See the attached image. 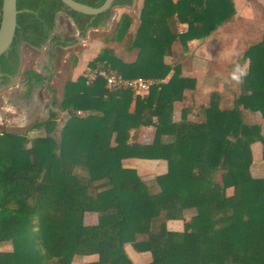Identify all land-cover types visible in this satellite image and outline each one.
Returning <instances> with one entry per match:
<instances>
[{
    "label": "trees",
    "instance_id": "1",
    "mask_svg": "<svg viewBox=\"0 0 264 264\" xmlns=\"http://www.w3.org/2000/svg\"><path fill=\"white\" fill-rule=\"evenodd\" d=\"M75 1L99 7L105 0ZM133 1L115 0L109 10L87 15L62 0H17L10 50L38 51L51 42L54 58V48L78 42L56 33L61 13L85 37L108 23L116 6ZM235 14L233 0H144L126 45L138 49L136 61L104 48L88 67L159 81L146 96L110 90L103 79L88 84L82 74L65 83L59 102L51 89L49 118L35 124L43 136L0 133V246H12L0 251V264H73L90 255L98 260L87 264H135L126 245L149 253L147 264H264V178L251 174L252 145L261 143L264 159V136L245 117L264 118V37L243 56L247 73L227 108L215 102L183 108L175 120V104L196 82L180 64L167 62L174 43L205 39ZM132 22L122 16L119 38ZM23 81L28 98L36 86H49L51 76L27 69ZM57 109L67 115L59 131ZM150 126L151 144L125 142L129 131ZM127 159L165 160L167 172L143 177L124 166ZM87 212L97 215L95 225L85 223ZM186 212L189 228L169 230L167 222L183 220Z\"/></svg>",
    "mask_w": 264,
    "mask_h": 264
},
{
    "label": "rangeland",
    "instance_id": "2",
    "mask_svg": "<svg viewBox=\"0 0 264 264\" xmlns=\"http://www.w3.org/2000/svg\"><path fill=\"white\" fill-rule=\"evenodd\" d=\"M114 12V10H113ZM62 17H65L68 19V17L65 14L61 15ZM121 18H115V12L114 15L110 21V23L107 25L105 29H95L96 32H91L90 29L85 37H80L78 30L70 22L61 19H58L57 25L59 26L60 32L63 37H75L78 39V42L76 44H73L71 46H67L64 48H57V58L55 60L48 57L46 53L45 46L42 47L38 51L30 50L27 47L22 48V67L23 70L27 69H33V70H41L42 66L45 65V67H52V73L51 74V82L49 86L40 85L38 87H35L33 89L32 97L29 101L21 100V94L17 92V89H19V84L16 85L17 87L14 88V90H8L5 93H2L5 89H3L0 92V133L8 132V133H16V134H25L29 137V139H33L37 136H43L44 130L35 128V124L38 122H43L49 118V110L51 108V101L53 99V93L51 92V89H54L56 91V97L57 101L59 102L62 99V92L64 85L67 81L76 79L80 73L81 68H78L79 61H86V59L82 58L83 56V50L87 47V40H100L103 43V48H110L115 51V53L123 59L125 62L127 61V56L132 53L131 59L132 62L136 61L138 57V49H135L133 51H127L126 45L129 43V41L134 37L135 32L130 33L128 32L125 37L119 38V26L121 24ZM72 23V22H71ZM185 26L179 25L180 31L184 30ZM130 31V30H129ZM189 44V43H188ZM202 44L198 43L195 47L193 46H183L181 43L176 42L173 45V52L172 55L167 58V62L170 63V65L174 66L176 64H180L182 67V71L190 76L191 72L194 71L195 68H197V63L199 64V60H196L194 51L199 48ZM101 49V51H102ZM100 51V52H101ZM205 56V55H204ZM240 57V59H238ZM232 55L230 58V69L226 71H221L222 69L219 68L217 65L212 66L211 71H209L208 75L210 78H214V84L216 86V90L219 88V81L216 80V75H226L229 76L230 79V85H229V91L231 92V95L235 94L237 95L240 92V84H238V80L240 79L242 81L244 75L247 73L245 68H243V63L240 56ZM205 59L206 57H203ZM240 63H239V62ZM129 63V62H128ZM205 65V62H202L199 64L200 66ZM239 64V65H238ZM240 67L235 69V67ZM206 67V66H205ZM198 69V68H197ZM201 69V68H200ZM211 69V66H210ZM202 70V69H201ZM48 74L47 72H45ZM220 78V77H219ZM194 79V78H193ZM195 80V79H194ZM213 80V79H212ZM196 82V81H195ZM197 83H195V88L191 90H186V94H184L183 105L185 107L183 108H195L201 105H209L212 102H215L217 104H220L224 108H227L231 105V97L228 95L227 97H224L225 100L218 101L216 98H209L206 95H202V92L200 89L197 92ZM228 100H227V99ZM16 99L17 101H15ZM31 102V103H30ZM181 108V109H183ZM175 111V107H174ZM58 112V127L57 131L60 130L61 126L63 125L64 121L67 118V115L65 113L59 115L60 110L57 109ZM181 114V111L177 109V111L174 112V117H179ZM193 115V114H192ZM194 116V115H193ZM195 118V117H194ZM193 118V119H194ZM253 121L254 118H251ZM14 123V124H13ZM56 137L59 139V134L56 133ZM254 152L257 154V151L260 150V143H254L253 145ZM260 155V154H259ZM261 164V159H257L256 163L253 164L251 168V174L254 177L264 178V164ZM135 166H137L140 169L144 170V175H154L155 173H159L163 171V168L158 169H150V168H142L143 164L140 162H136ZM220 178V176H218ZM227 195L233 194V187H228L226 191ZM191 216V212L185 213V218L183 220H180L181 223L179 226L174 227L172 224H170L171 228H177V229H188L189 228V217ZM85 223L87 225H95L97 223V215L93 212H87L85 214ZM12 246L11 244H3L0 246V251H11ZM130 251V249H128ZM145 260L138 259L137 262H140L138 264H143ZM73 264H86L84 261V258H76Z\"/></svg>",
    "mask_w": 264,
    "mask_h": 264
},
{
    "label": "crops",
    "instance_id": "3",
    "mask_svg": "<svg viewBox=\"0 0 264 264\" xmlns=\"http://www.w3.org/2000/svg\"><path fill=\"white\" fill-rule=\"evenodd\" d=\"M234 7L236 10V14L233 18V20L227 24L222 25L219 27L213 34H211L209 37L202 39V40H194L189 42V46L195 47L198 43L202 44L199 48H197L194 51L196 60H199V64L202 62H205V65L200 66V69L197 63V68L194 69L193 72H191L192 78L195 79L197 83V92L200 89L202 92V95H206L209 98H216L219 102L224 101L225 98L228 95H230L232 101L231 105L233 104V101L236 97L235 94L231 95V92L229 91V85H230V79L229 76L226 75H216V80L219 81V88L216 90V86L214 84V78H210L208 73L209 71L213 70L212 66L217 65L219 68H221L222 72L230 69V58L232 55L240 56L241 60L243 56L245 55L246 51L253 45L261 42L264 37V0H233ZM144 0H134L131 5H125V6H116L114 8L115 12V18H120L123 15H128L132 18V26L130 28V33L136 32L138 25L140 23V14L141 10L143 8ZM63 13H61L58 17V19H63L72 26L75 27L73 21L68 17H62ZM112 19V18H111ZM111 21V20H110ZM110 21L106 24L101 25L97 29H105L107 25L110 23ZM72 22V23H71ZM185 26V25H181ZM76 28V27H75ZM77 30V28H76ZM91 32H96L97 30L91 29ZM56 33H61L59 26H57ZM88 42H85L87 47L83 50V57L86 59V61H79L78 68L81 70V73L79 76L85 73V71L89 68L88 64L91 62L101 51L103 48V43L100 40H87ZM58 48V47H57ZM57 48H54L53 53H55L54 58L51 57L52 54V44L51 42L47 43L45 46L46 53L49 58L55 60L57 58ZM205 55V56H204ZM132 53L128 55L126 62H132L131 59ZM206 57L205 59L202 58ZM240 59V57L238 58ZM239 62V61H238ZM240 63V62H239ZM242 63V62H241ZM239 65V64H238ZM206 66V67H205ZM211 66V69H210ZM243 68L245 70L248 69V63H243ZM240 68L235 67L237 71H239ZM38 73H41L44 76H51L52 73V67H45V65L42 66L41 70H35ZM47 72L48 74H46ZM247 72V71H246ZM78 76V77H79ZM77 77V78H78ZM220 77V78H219ZM76 78V79H77ZM72 79V80H76ZM213 79V80H212ZM238 84L241 86V80H238ZM45 87L47 86L45 83L42 84ZM40 86V85H39ZM38 87V86H37ZM187 91H185L184 94H186ZM227 99V98H226ZM228 100V99H227ZM201 105V104H200ZM205 105V104H204ZM221 108H224L220 104H218ZM230 105V106H231ZM229 106V107H230ZM185 107L183 105V102H178L175 104V111L179 109L181 111V108ZM51 109V108H50ZM50 111V110H49ZM174 111V112H175ZM64 112L60 111L59 115L63 114ZM66 114V113H65ZM181 115V114H180ZM245 117L247 120H249L252 123L259 124L261 127V133L264 136V118L260 115V113H251L246 112ZM175 120H178L179 117H174ZM190 118H194L193 115H190ZM251 118H254L252 121ZM155 135V127H140L138 129L131 130L127 133L125 137V142L130 144L132 142H138L143 144H151L154 140ZM259 143V142H256ZM253 157H254V164L256 163L257 159H261V164H264V159L262 157V145L260 143V150L257 151V154L254 152L253 146ZM260 154V155H259ZM136 162H140L143 164L142 168H150V169H158L163 168L162 172L155 173L154 175H144V170L140 169L137 166H135ZM123 164L125 167L134 168L138 171L139 175L143 177H154L159 176L167 172V162L165 160H158V161H151V160H138V159H127L123 161ZM181 223L180 220H170L167 222V227L169 230L173 231H182V229L177 228H171L170 224L174 227H178ZM130 249V251L128 250ZM126 250L130 258L133 260L135 264H138L140 262H137L138 259L145 260L143 264H147L151 260V256L149 253H138L133 250V248L130 245H126ZM85 263H91L98 260V255H90V256H84Z\"/></svg>",
    "mask_w": 264,
    "mask_h": 264
},
{
    "label": "water",
    "instance_id": "4",
    "mask_svg": "<svg viewBox=\"0 0 264 264\" xmlns=\"http://www.w3.org/2000/svg\"><path fill=\"white\" fill-rule=\"evenodd\" d=\"M70 9L87 14L98 15L109 10L115 0H105L99 7H92L75 0H62ZM17 0H3L0 21V56L12 45L17 26Z\"/></svg>",
    "mask_w": 264,
    "mask_h": 264
},
{
    "label": "built area",
    "instance_id": "5",
    "mask_svg": "<svg viewBox=\"0 0 264 264\" xmlns=\"http://www.w3.org/2000/svg\"><path fill=\"white\" fill-rule=\"evenodd\" d=\"M84 77L86 83H92L95 80H105L106 87L110 90H129L134 96L144 97L148 94L151 86L158 84L159 81L137 77L133 79L124 78L121 74L114 70L98 66L94 69L88 68Z\"/></svg>",
    "mask_w": 264,
    "mask_h": 264
},
{
    "label": "flooded vegetation",
    "instance_id": "6",
    "mask_svg": "<svg viewBox=\"0 0 264 264\" xmlns=\"http://www.w3.org/2000/svg\"><path fill=\"white\" fill-rule=\"evenodd\" d=\"M22 48L23 46H21L20 48L17 47L15 50H10L11 48H9L3 54L4 61L2 64H0V92L3 89L5 90L2 93H5L8 90H14V88L17 87L16 85L19 84L20 86L19 89H17V92L21 94V100L29 101L32 97L33 92H31L28 98L25 97L28 85L23 81V73L26 69L23 70L22 67ZM2 65L5 67V71H2ZM14 100L17 101L16 99Z\"/></svg>",
    "mask_w": 264,
    "mask_h": 264
},
{
    "label": "bare ground",
    "instance_id": "7",
    "mask_svg": "<svg viewBox=\"0 0 264 264\" xmlns=\"http://www.w3.org/2000/svg\"><path fill=\"white\" fill-rule=\"evenodd\" d=\"M14 124V123H13Z\"/></svg>",
    "mask_w": 264,
    "mask_h": 264
}]
</instances>
